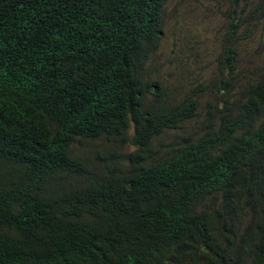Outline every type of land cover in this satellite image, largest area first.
Segmentation results:
<instances>
[{"label":"trees","instance_id":"obj_1","mask_svg":"<svg viewBox=\"0 0 264 264\" xmlns=\"http://www.w3.org/2000/svg\"><path fill=\"white\" fill-rule=\"evenodd\" d=\"M149 5L140 0L127 15L80 0L64 24L55 7L30 18L39 2L0 0V56L12 71L0 79V204L9 211L7 219L0 210V264H50L52 255L37 253L44 246L62 256L57 264H264V48L253 43V21L218 47L197 41L191 66L172 62L185 82L168 92L208 132L197 163L35 160V137L79 100L111 104L87 131L115 145L143 105L162 107L160 77L175 56L149 59L129 35ZM203 67L209 81L192 75ZM83 126L86 118L73 121L71 133ZM225 137L229 151L215 146Z\"/></svg>","mask_w":264,"mask_h":264},{"label":"clouds","instance_id":"obj_2","mask_svg":"<svg viewBox=\"0 0 264 264\" xmlns=\"http://www.w3.org/2000/svg\"><path fill=\"white\" fill-rule=\"evenodd\" d=\"M149 1L150 5L145 10V16L141 18L139 29L129 35L131 43L138 38L139 43H146L144 50L149 59L168 60L170 56H175L164 63L168 69L160 77L159 86L163 90L159 93L163 102L162 107H150V103L143 105L145 113L139 114V124L132 125L124 131L120 142L115 145L108 138L87 131L98 120L99 112H108L111 104L81 106L84 100L91 99L79 100L80 105L66 106L57 120L47 127V131L35 137L37 164L62 160L76 163L81 167L91 164L92 161L96 163L107 161L112 165L129 167L134 164L131 158L136 155L143 158L151 155L158 163L176 164L184 161L197 163L199 151L207 145L208 132L195 121L191 107L179 104L173 94L168 92V88L185 82L182 68L172 66V62L191 66L190 49L197 41L205 38L207 44L218 47L226 31L242 35L250 21L258 25L253 35L254 45L260 44L264 48V44H261V41L264 42V0ZM33 2H39L41 7L34 13H26L28 17L55 7L60 12L57 18L67 24L68 17L76 16L73 10L80 0H23V5ZM102 3L105 8L116 7L127 15H135L141 8L140 0H102ZM79 14L86 19L83 13ZM219 20L221 24L214 28L213 35L210 36L208 25ZM219 29L223 31L216 33ZM128 56L130 53L123 60H127ZM215 57L217 56H211L213 59ZM40 65L41 62L37 64L38 67ZM11 72L4 55L0 56V79L7 78V74ZM195 73L196 71H193L192 75L209 81L204 67L199 74ZM6 94L15 95L13 85L6 90ZM64 95L70 97L67 90ZM96 107L101 108L89 111ZM239 112L240 108L236 106L230 110L234 116H239ZM84 118L87 119V126L79 130L78 133L81 134L71 133L73 121L81 124ZM262 136L264 137V133ZM231 145V137H225L215 146L229 151ZM45 146L52 148L55 153L45 150ZM14 159L15 151L11 154V163ZM0 210L8 219V208L0 204ZM18 234L19 229H14L13 235L17 237ZM2 245L3 243H0V250H4ZM41 249L53 256L51 260L44 257L50 264H57L62 258L59 254L50 253L46 246L40 248L38 254Z\"/></svg>","mask_w":264,"mask_h":264},{"label":"rangeland","instance_id":"obj_3","mask_svg":"<svg viewBox=\"0 0 264 264\" xmlns=\"http://www.w3.org/2000/svg\"><path fill=\"white\" fill-rule=\"evenodd\" d=\"M220 24H221V21L219 20V21H216V22L210 23V24L208 25L209 28H210V30H209V34H210V36L213 35L214 28H216V27L219 26Z\"/></svg>","mask_w":264,"mask_h":264}]
</instances>
